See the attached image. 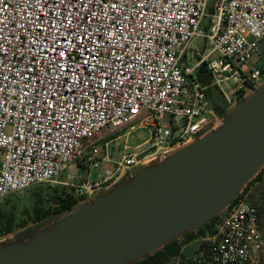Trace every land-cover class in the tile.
Instances as JSON below:
<instances>
[{
  "label": "built area",
  "instance_id": "obj_1",
  "mask_svg": "<svg viewBox=\"0 0 264 264\" xmlns=\"http://www.w3.org/2000/svg\"><path fill=\"white\" fill-rule=\"evenodd\" d=\"M196 37L209 46L192 63ZM263 55L264 0H0V203L69 167L85 172L61 182L76 200L111 185L218 119L202 64L232 104L261 80ZM138 129L148 137L114 158L112 140ZM246 192L186 264H262Z\"/></svg>",
  "mask_w": 264,
  "mask_h": 264
},
{
  "label": "water",
  "instance_id": "obj_2",
  "mask_svg": "<svg viewBox=\"0 0 264 264\" xmlns=\"http://www.w3.org/2000/svg\"><path fill=\"white\" fill-rule=\"evenodd\" d=\"M201 69L218 119L70 209L3 235L0 264H133L220 216L264 170V74L230 104Z\"/></svg>",
  "mask_w": 264,
  "mask_h": 264
},
{
  "label": "rangeland",
  "instance_id": "obj_3",
  "mask_svg": "<svg viewBox=\"0 0 264 264\" xmlns=\"http://www.w3.org/2000/svg\"><path fill=\"white\" fill-rule=\"evenodd\" d=\"M208 43L206 44V47L203 46V39L201 37H196L193 40L191 50L189 51V57H191L190 62H194L192 58H195V52L196 51H206ZM264 58V57H263ZM203 75L208 78H210L209 71L206 68L204 64H202L201 69ZM213 96H217L220 100L218 101L220 104H223L225 106V102L221 100L220 95H218L217 90L213 88L212 90ZM217 102V103H218ZM167 121V118H165ZM126 134L125 131L119 132L117 135L120 136L118 139H113L111 144L112 147H117L120 149L114 150L112 147H110V152L115 158H118L121 153V148L124 144H127L129 148H134L141 142H143L148 137V132L146 129H138L136 132H133L130 135H124ZM116 136V135H115ZM111 138H115L114 136ZM116 144V146H115ZM101 166H104L103 163L100 164ZM96 170L92 169V177L95 176ZM76 173H79L80 175H85L84 171H77L74 167L66 168L57 182H54L50 185L44 183V184H36L27 190L15 192L10 194L9 196L5 197L2 202L0 203V211H3L6 216H11L13 218V222L15 224L14 230H20L24 227H32L35 220L33 215V208L35 205H45L47 207L49 202V197L52 195L53 191L55 189L61 190L63 187V184H61L62 181L67 180L69 176L75 175ZM41 199V201L39 199ZM246 199L253 204H255L259 211V219H260V227L261 231L264 232V179L259 178L252 181L251 184H249L246 192ZM5 219L0 220V231L2 227V222ZM13 230V231H14ZM5 234H0V237H2ZM198 234L194 235L193 237L189 238L188 241L182 246V256L173 257L171 258L166 264H182V261L186 259V257H192L193 253L196 251L199 245V237H197ZM199 236V235H198ZM263 247H264V240H263ZM262 264H264V250H263V257H262Z\"/></svg>",
  "mask_w": 264,
  "mask_h": 264
},
{
  "label": "trees",
  "instance_id": "obj_4",
  "mask_svg": "<svg viewBox=\"0 0 264 264\" xmlns=\"http://www.w3.org/2000/svg\"><path fill=\"white\" fill-rule=\"evenodd\" d=\"M264 57V55H263ZM264 64V58L262 60ZM259 178L264 179V170L261 171L253 180H257ZM251 180L243 192L248 188L249 184L252 183ZM241 194V193H240ZM240 194L234 199V201L240 196ZM50 204L45 207V205H35L33 208V217L34 220H40L49 214H57L68 210L76 203V199L73 197V194L69 189L66 187H62L61 190L55 189L49 197ZM39 199V198H38ZM41 201V199H39ZM233 201V202H234ZM255 205V204H254ZM256 206V205H255ZM257 207V206H256ZM258 209V208H257ZM259 213V211H258ZM219 216L214 217L209 223H207L204 227L196 230L195 232H189L185 235L182 241L173 240L169 243L165 244L162 249L156 251L154 254L149 255L147 258H144L140 261H137L133 264H166L171 258L182 256V246L188 241L189 238L193 237L194 235L198 234L197 237H200L210 231H212V227L214 222L218 219ZM5 219L2 222V229L0 234H7L14 230L15 224L13 222V218L11 216H6L3 211H0V220ZM260 222V219H259ZM262 237L264 240V232L262 231ZM182 264H186V262L182 261Z\"/></svg>",
  "mask_w": 264,
  "mask_h": 264
},
{
  "label": "crops",
  "instance_id": "obj_5",
  "mask_svg": "<svg viewBox=\"0 0 264 264\" xmlns=\"http://www.w3.org/2000/svg\"><path fill=\"white\" fill-rule=\"evenodd\" d=\"M197 52V51H196ZM195 52V53H196ZM192 60H194L193 58H192ZM115 146H116V144H115ZM110 147H112V145H110ZM114 150H116V149H120V148H117V147H112ZM112 154V153H111ZM113 156V155H112ZM114 157V156H113ZM115 158V157H114ZM188 257H186V259H187Z\"/></svg>",
  "mask_w": 264,
  "mask_h": 264
},
{
  "label": "flooded vegetation",
  "instance_id": "obj_6",
  "mask_svg": "<svg viewBox=\"0 0 264 264\" xmlns=\"http://www.w3.org/2000/svg\"><path fill=\"white\" fill-rule=\"evenodd\" d=\"M74 197V196H73ZM75 198V197H74ZM186 259H184L183 261L185 262Z\"/></svg>",
  "mask_w": 264,
  "mask_h": 264
}]
</instances>
